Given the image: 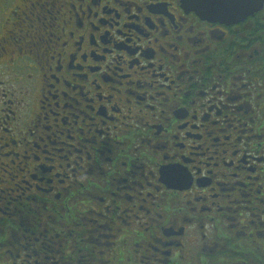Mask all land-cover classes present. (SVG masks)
<instances>
[{"label": "flooded vegetation", "instance_id": "1", "mask_svg": "<svg viewBox=\"0 0 264 264\" xmlns=\"http://www.w3.org/2000/svg\"><path fill=\"white\" fill-rule=\"evenodd\" d=\"M0 264H264V0H0Z\"/></svg>", "mask_w": 264, "mask_h": 264}, {"label": "water", "instance_id": "2", "mask_svg": "<svg viewBox=\"0 0 264 264\" xmlns=\"http://www.w3.org/2000/svg\"><path fill=\"white\" fill-rule=\"evenodd\" d=\"M215 2H216V1H215ZM215 9L219 10V8H215Z\"/></svg>", "mask_w": 264, "mask_h": 264}]
</instances>
